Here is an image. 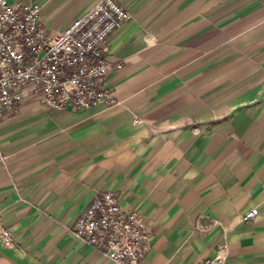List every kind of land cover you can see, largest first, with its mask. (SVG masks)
<instances>
[{
  "label": "crops",
  "instance_id": "1",
  "mask_svg": "<svg viewBox=\"0 0 264 264\" xmlns=\"http://www.w3.org/2000/svg\"><path fill=\"white\" fill-rule=\"evenodd\" d=\"M7 1L55 33L96 0ZM115 1L130 18L105 44L112 103L26 101L0 120L15 239L0 264H111L71 234L105 192L142 217L139 264H201L223 244L228 264H264V0Z\"/></svg>",
  "mask_w": 264,
  "mask_h": 264
},
{
  "label": "built area",
  "instance_id": "2",
  "mask_svg": "<svg viewBox=\"0 0 264 264\" xmlns=\"http://www.w3.org/2000/svg\"><path fill=\"white\" fill-rule=\"evenodd\" d=\"M39 11L35 4L0 0V120L26 101L57 111L112 103L103 85L119 66L105 60V44L130 14L115 0H96L67 28L52 33L40 23ZM6 160L0 149V164ZM257 215L254 209L244 220ZM198 230L208 229L198 226ZM71 234L111 264H139L150 247L141 215L125 212L111 192L92 199ZM14 243L12 230L0 223V244L10 248ZM201 264H228L227 244Z\"/></svg>",
  "mask_w": 264,
  "mask_h": 264
}]
</instances>
